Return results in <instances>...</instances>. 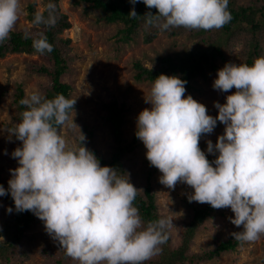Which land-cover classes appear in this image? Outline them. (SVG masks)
Listing matches in <instances>:
<instances>
[{
  "label": "clouds",
  "instance_id": "obj_1",
  "mask_svg": "<svg viewBox=\"0 0 264 264\" xmlns=\"http://www.w3.org/2000/svg\"><path fill=\"white\" fill-rule=\"evenodd\" d=\"M139 2L157 10L143 16L161 30H219L231 20L229 0H129ZM47 9V18L35 14L34 25H55V5ZM20 11V0H0V44L10 38ZM129 16H137L134 7ZM33 48L41 55L53 51L43 34L33 39ZM186 83L164 74L154 79L145 99L151 108L138 115L135 135L150 166L162 174L161 184L169 189L186 184L194 190L189 202L230 208L231 223L242 228L232 233L234 238L255 242L264 236V56L251 66L226 63L218 70L213 88L235 91L225 103H214L216 117L191 95L185 97ZM19 103L26 110L10 130L22 142L11 154L19 166L10 169L8 189L0 185V197L10 193L15 211L32 212L43 221L46 232L78 264H144L158 255L172 220L162 217L145 226L134 206L138 189L129 178L101 166L83 145L80 129L78 148L59 134L58 127H78L70 118L76 99H46L33 92ZM217 121L225 127L215 145L207 141V153L216 156L209 161L199 142Z\"/></svg>",
  "mask_w": 264,
  "mask_h": 264
},
{
  "label": "trees",
  "instance_id": "obj_2",
  "mask_svg": "<svg viewBox=\"0 0 264 264\" xmlns=\"http://www.w3.org/2000/svg\"><path fill=\"white\" fill-rule=\"evenodd\" d=\"M59 0H44L42 15H49L47 5H55L56 23L54 26L41 24L36 26L33 19L36 14L35 3L27 7V21L33 26L32 29L13 30L10 38L0 44V58L9 54L41 55L33 48V39L43 34L53 46L51 53H44L50 64H25L23 76L18 80H10L0 85V109L4 104L13 112L11 120L4 124L0 133V150L7 146L10 149L7 155V164L2 163L0 154V185L8 189V181L11 179L10 169L17 168L18 161L12 158V152L22 146L10 130L15 128L21 121V113L26 110L19 101L30 96L24 89L25 78L38 77L44 81L38 85V92L46 99H53L57 95L74 99V89L71 84L64 81V77H70L75 72L73 65L79 60L78 53L71 46V40L61 35L71 28L67 16L63 14L58 5ZM86 4L83 13L93 15L96 23L118 26L114 35V50L112 57H116L122 46L134 42L138 37L144 44H150L160 33L168 37H185L190 45L177 46L175 43L168 50L156 56L152 60V67H145L140 61L132 64L133 79L137 83H154L159 75L179 76L187 83L185 85V97L191 95L195 99L198 93V85L205 82L209 73L218 72L226 63L248 64L251 66L256 58L264 56V0H229L228 10L231 20L219 30H188L183 27L161 30L156 26L146 24V12L156 14L155 8L148 9L142 2L132 5L129 0H73V5ZM135 8L136 17L129 16L132 8ZM239 47V51L234 50ZM127 98L123 93L111 94L110 100L96 104L95 111L98 113L97 123L82 121L81 132L86 140L83 145L90 150L99 160L101 166L116 169L117 175L129 178L137 189L138 194L134 206L138 208L141 219L147 223L164 218L161 214V206L157 203L156 189L160 182L155 179L158 169L150 166L145 159L140 168V176L132 173L137 167L136 135L128 136L125 128L128 123L127 115L132 112V106H127ZM77 104L74 105L76 111ZM73 138L74 148L81 146L79 141L80 130L72 132V128L64 126ZM64 127H58L61 135ZM106 131L109 137L106 152L97 146V131ZM5 141V144L3 145ZM216 158V156H215ZM209 161H212L209 158ZM14 163L10 166L9 163ZM7 173L8 176H3ZM181 205L185 215L180 216L179 243L172 244V234L167 230L168 239L161 245V252L145 261L144 264H216L223 257L236 253L238 248L248 246V242H240L234 238L232 232L226 236L217 233L212 237L211 243L198 252H192L191 247L197 234L207 228L206 224L211 220L224 217L230 208L213 209L209 204H200L195 201L189 202L188 196L181 199ZM11 207L12 213L7 209ZM40 224L39 218L32 212L15 211L14 201L10 193L0 197V264H21L29 259V252L37 247V244L46 241L44 232H36ZM263 255L258 264H264V245L261 246ZM38 254L43 264H74V260L65 254V250L58 244L55 252L45 244Z\"/></svg>",
  "mask_w": 264,
  "mask_h": 264
},
{
  "label": "rangeland",
  "instance_id": "obj_3",
  "mask_svg": "<svg viewBox=\"0 0 264 264\" xmlns=\"http://www.w3.org/2000/svg\"><path fill=\"white\" fill-rule=\"evenodd\" d=\"M21 11L19 19L13 30L32 29L33 26L27 21V7L30 3H35L36 13H42L44 10V0H20ZM59 8L65 14L71 23V28L64 32L61 36L68 37L71 40V46L78 53L79 60L73 65L75 72L70 77H64L63 80L70 83L73 87V98L76 99L77 109L70 118H74V123L79 127H73L72 132L77 133L80 129L82 121L88 123L98 122V113L95 111L96 104L100 102L107 103L111 94L123 93L127 98V106H132L133 110L127 115L128 123L125 131L128 136L136 133V122L138 115L144 109H150L151 104L146 103L145 99L150 93L153 83L144 82L137 83L133 79L132 64L140 61L145 67H152V60L159 54L168 50L175 43L177 46L190 45L185 37H168L166 34L160 33L150 44H144L141 37L134 42L122 46L116 57L111 56L114 50V35L118 26L98 24L93 15L83 13V7L86 4L73 5V0H59ZM239 51V47L234 53ZM50 64L43 55H27V54H9L5 58H0V85L10 80H18L23 76L25 64ZM223 68V67H221ZM217 78V72L209 73L205 82L198 85V93L195 100L204 104L207 108V114L213 117L218 115V109L214 107V103L223 104L226 102V96L231 92L224 93L213 88L214 80ZM44 81L42 78L31 77L25 78L24 89L27 94L36 92L38 85ZM13 116V112L4 104L0 109V133L4 128V124L8 123ZM224 125L217 121V126L211 134L201 137L199 146L205 151L207 158L215 159V155L207 153V141L211 140L215 145L218 136L224 132ZM70 128V127H69ZM61 135L68 141L69 146L74 148L72 136L68 134L66 128L62 129ZM97 146L103 152L108 149L109 137L106 131H97ZM5 144V141L3 145ZM137 150L135 157L137 158V167L133 169L137 178L140 176V168L146 159V148L142 141L136 137ZM10 149L5 146L0 150L3 164H7V155ZM9 163V162H8ZM14 166V163H9ZM162 174L157 172L155 179L159 181ZM3 176H8L7 173ZM194 190L183 183H178L174 189H169L163 184L156 189L158 196L157 203L161 206L160 212L164 218L172 220L173 227L170 228L172 234V244L175 246L179 243L180 227L178 219L185 215V210L181 205V199L184 196L192 194ZM230 218H234L231 209L224 217L211 220L206 224L207 228L193 240L191 247L192 252H198L211 243V239L217 233L230 235L237 228L231 223ZM36 227V232H44L47 236L46 241L39 242L37 247L29 252L28 261L21 264H43L41 256L38 254L45 244L49 246L52 252L59 244L46 232L43 221ZM262 245H264V236L255 242L249 243L248 246L238 248L236 253L227 255L219 260L216 264H258L260 257L263 255ZM74 264H78L74 260Z\"/></svg>",
  "mask_w": 264,
  "mask_h": 264
}]
</instances>
